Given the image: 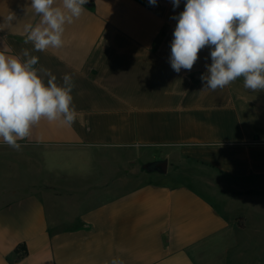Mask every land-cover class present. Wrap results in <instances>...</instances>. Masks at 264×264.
Here are the masks:
<instances>
[{
	"label": "crops",
	"instance_id": "0c3cea01",
	"mask_svg": "<svg viewBox=\"0 0 264 264\" xmlns=\"http://www.w3.org/2000/svg\"><path fill=\"white\" fill-rule=\"evenodd\" d=\"M185 2L88 0L63 46L36 52L24 43V26L40 20L30 0H0V24L17 17L0 51L29 49L58 83L70 74L78 113L71 126L42 120L19 151L0 143V264H264V91L242 78L202 91L207 47L190 71L172 69V17ZM60 152L110 156L86 170L52 165L59 175L43 182L15 167ZM172 153L180 172L119 189L121 172H134L120 158ZM243 201L248 215L218 206Z\"/></svg>",
	"mask_w": 264,
	"mask_h": 264
},
{
	"label": "clouds",
	"instance_id": "9594fccd",
	"mask_svg": "<svg viewBox=\"0 0 264 264\" xmlns=\"http://www.w3.org/2000/svg\"><path fill=\"white\" fill-rule=\"evenodd\" d=\"M156 5L157 0H148ZM88 0H30L29 7L40 17L35 25L24 26L25 44L33 51L45 52L63 46L65 26L86 11ZM181 0H172L174 8ZM176 20L171 41L170 64L179 73L191 70L199 53L210 49V64L201 76L202 91L223 89L243 79V87L264 91V0H186ZM17 20L10 13L2 24ZM39 57L24 48L20 55L0 51V143L21 150L19 141L27 139L42 120L71 126L77 120L70 74L62 83L50 69L36 67ZM105 264H124L113 258Z\"/></svg>",
	"mask_w": 264,
	"mask_h": 264
},
{
	"label": "rangeland",
	"instance_id": "374dc122",
	"mask_svg": "<svg viewBox=\"0 0 264 264\" xmlns=\"http://www.w3.org/2000/svg\"><path fill=\"white\" fill-rule=\"evenodd\" d=\"M43 155V154H42ZM107 156H110L109 153L107 152H102V153H94V154H87V155H79V154H74V155H68V153H64V152H60V153H50V154H44L42 156V158L40 157L39 159V164L37 163H32L31 161H29L27 158H23V159H18L19 161H17V165H15V167L20 168L21 164H24L27 166L28 171H35L36 169H38V180L40 182L46 181L48 180V178L52 179V178H57L56 176H58V172L53 170L54 167H51L52 165L57 166V165H74L72 166L70 169H74L80 167L82 169V167L86 169H90V167L92 165H95L96 163H98V161L105 159ZM127 156L133 157L128 158ZM137 154L133 155H125L123 158H120V162H125V163H131V160H134V172L131 173V171L129 170V174L126 175L124 172V174L121 175L126 178L129 183L123 184L119 186V189L123 190L126 187H130L133 185H138L139 183H143V182H147L149 179H153L154 177H163L161 175L163 174H159L157 172L154 173H149L146 170L143 169V166L146 163H149L148 161H145L144 159H142V157L139 159L138 157H136ZM159 156V155H158ZM157 156V157H158ZM119 157H122L121 155ZM169 160V159H168ZM175 160H176V156H174V154L172 153L171 155V159L169 160V168H168V173L164 174V176L167 175H172L175 173L180 172V169H178L177 165L175 164ZM29 163V164H27ZM31 163V164H30ZM58 167V166H57ZM80 169V170H81ZM89 170H87L88 172ZM20 169H19V173H20ZM22 173V172H21ZM20 173V178H23V175ZM81 173V172H78ZM77 173V174H78ZM86 173V172H85ZM180 177V178H179ZM178 177V180L183 181V182H190V180L188 178H186V176H183V174H180ZM218 206L220 207V209H222L224 212H226L227 216L230 218L234 217V214H236V212L238 211L241 216L243 215H248L250 214V212L252 211V207L249 201H243V202H239V203H235V202H231L230 205L231 207L227 206L226 203L223 202H218ZM226 206V209H225ZM261 207H264V200L261 203ZM231 208V211L228 209ZM233 208V209H232ZM233 210H235L233 213Z\"/></svg>",
	"mask_w": 264,
	"mask_h": 264
},
{
	"label": "water",
	"instance_id": "95a60500",
	"mask_svg": "<svg viewBox=\"0 0 264 264\" xmlns=\"http://www.w3.org/2000/svg\"><path fill=\"white\" fill-rule=\"evenodd\" d=\"M169 168V160L168 159H162L158 161H153L146 163L143 166V169L146 170L149 173H160V174H167Z\"/></svg>",
	"mask_w": 264,
	"mask_h": 264
},
{
	"label": "trees",
	"instance_id": "16d2710c",
	"mask_svg": "<svg viewBox=\"0 0 264 264\" xmlns=\"http://www.w3.org/2000/svg\"><path fill=\"white\" fill-rule=\"evenodd\" d=\"M23 254V253H22Z\"/></svg>",
	"mask_w": 264,
	"mask_h": 264
}]
</instances>
